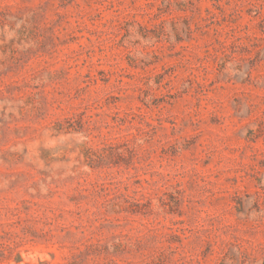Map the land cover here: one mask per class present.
<instances>
[{
  "label": "rangeland",
  "instance_id": "374dc122",
  "mask_svg": "<svg viewBox=\"0 0 264 264\" xmlns=\"http://www.w3.org/2000/svg\"><path fill=\"white\" fill-rule=\"evenodd\" d=\"M0 264H264V0H0Z\"/></svg>",
  "mask_w": 264,
  "mask_h": 264
}]
</instances>
